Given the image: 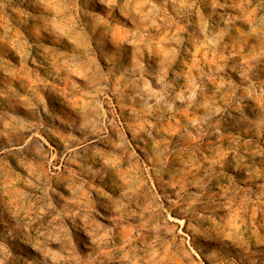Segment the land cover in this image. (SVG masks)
I'll return each mask as SVG.
<instances>
[{"label": "rangeland", "instance_id": "374dc122", "mask_svg": "<svg viewBox=\"0 0 264 264\" xmlns=\"http://www.w3.org/2000/svg\"><path fill=\"white\" fill-rule=\"evenodd\" d=\"M0 5L13 264H264V133L224 118L261 103L264 0Z\"/></svg>", "mask_w": 264, "mask_h": 264}, {"label": "clouds", "instance_id": "9594fccd", "mask_svg": "<svg viewBox=\"0 0 264 264\" xmlns=\"http://www.w3.org/2000/svg\"><path fill=\"white\" fill-rule=\"evenodd\" d=\"M24 2H31L32 6L35 8V16L33 17L32 23L37 28L41 29L43 31V23L45 20V17L47 16V13L41 9L42 5L46 6H52L54 3V0H22V3ZM107 4L110 7V10H116L120 7V0H106ZM129 0H125V4H127ZM93 3V0H84L85 7H89ZM69 5L66 4V7ZM2 7V5H0ZM84 26L88 28L89 31L93 30L92 21L88 19L87 16L83 18ZM96 41H97V47L96 51L99 55L104 56L107 53V41L99 33H96ZM38 39H40V36L38 34ZM53 39H56L57 37L53 34ZM117 57H122L124 53L116 52L114 53ZM179 99L183 100L184 97L181 95L178 97ZM195 98V92H193L188 99L192 100ZM246 102V97L242 93L239 97H234L232 100V103L235 105V110L228 114H224V118L230 121L231 126L235 127L238 130H244L247 129L248 131H252L253 129L256 130L257 133H264V93L261 95V103L259 107L255 105H249L247 108V111L242 106ZM216 112L220 114L222 112L221 109H216ZM0 223H4L3 220H0ZM214 243L213 241H206L204 247H207L209 244ZM0 264H13L12 254L8 251V249L3 245L0 244Z\"/></svg>", "mask_w": 264, "mask_h": 264}]
</instances>
